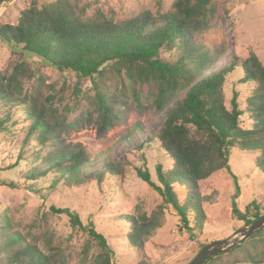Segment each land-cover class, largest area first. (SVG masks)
<instances>
[{
    "label": "rangeland",
    "instance_id": "374dc122",
    "mask_svg": "<svg viewBox=\"0 0 264 264\" xmlns=\"http://www.w3.org/2000/svg\"><path fill=\"white\" fill-rule=\"evenodd\" d=\"M37 1L45 4L54 0ZM69 1L83 19H96L101 12L119 22L147 11L151 14L171 11L176 2ZM32 2L9 0L0 7V23L16 24L21 12ZM213 5L215 13L210 27L194 33L192 43L209 48L213 57L219 56L221 60L215 69L235 58L245 60L253 53L264 64V0H213ZM161 55L168 61L180 56L176 49H165ZM18 62L29 67L28 76L21 78L23 91L18 98L23 103L0 98V233L4 227L7 233H19L24 242L37 246L43 255H50L57 263L96 264L104 254L89 237L88 229L93 225L111 248L112 264H189L206 245L232 238L247 225L233 216L236 194L238 208L248 213L249 219L254 220L253 203L258 204L264 215L261 153L233 148L230 168L199 181L193 193L187 188H176L180 199L194 205L203 217L201 221L191 218L189 223L194 229L191 233L183 227L176 209L171 204L161 207L162 196L137 173L138 168L147 169L151 180L161 186L157 166L174 169V161L157 138L171 105L164 112L157 110L154 85L134 84L123 69L114 70L105 64L106 79L101 90L116 99L119 120L105 136H99L100 110L94 77L60 71L21 46L0 39V72L10 71ZM243 77L240 68L228 74L224 96L230 109L233 91H238L244 111L241 127L248 128L254 116L247 108V99L255 84L243 82ZM33 106L45 119L52 117L59 121L45 144L32 134L29 108ZM62 151L65 154L81 151L86 156V165L81 166L78 178L69 173L62 178L48 167L49 155ZM110 162L122 171L115 174L114 170L111 177L104 173L99 179ZM45 170L47 173L43 174ZM52 207L77 214L84 228L74 226L69 215L57 213ZM247 247L254 250L249 243ZM233 249L221 253L209 264H232L243 259L241 249L237 246ZM256 250L264 251V240H258Z\"/></svg>",
    "mask_w": 264,
    "mask_h": 264
},
{
    "label": "trees",
    "instance_id": "16d2710c",
    "mask_svg": "<svg viewBox=\"0 0 264 264\" xmlns=\"http://www.w3.org/2000/svg\"><path fill=\"white\" fill-rule=\"evenodd\" d=\"M8 1L0 0V7ZM214 8L213 0H176L171 11L156 14L147 11L119 22L101 12L96 19H83L69 0L45 4L33 0L21 12L16 24L0 23L2 41L21 46L24 51L44 59L60 71L71 70L84 78L94 77L100 110L99 136H105L119 120L116 99L101 90L106 79L105 64L114 70L123 69L134 84L154 85L157 110L164 112L171 105L157 138L174 161V169L164 170L161 164L157 166L161 186L151 180L147 169L138 168L137 173L162 196L161 207L171 204L181 216L183 227L191 233L194 230L189 223L191 218L201 221L203 217L194 205L180 199L176 192L178 186L193 193L199 181L220 169L230 168L233 148L259 151V163L264 168V64L253 53L245 60L235 58L224 67L215 69V64L221 60L219 56L213 57L209 48L191 41L194 33L210 27ZM165 49H176L180 56L168 61L161 55ZM10 68V71L0 72V98L20 104L23 103L18 98L23 91L21 78L28 76L29 67L18 62ZM238 68L244 76L243 82L255 84L247 99V108L254 116L253 124L248 128L241 127L244 111L238 100V91H233L230 109L225 103L227 76ZM29 113L33 118L32 134L45 144L59 121L52 117L45 119L36 113L34 106L29 108ZM52 142L56 145L55 141ZM47 160L48 167L62 178L65 173L78 178L81 166L86 165V156L81 151L68 154L62 151L49 155ZM114 170L115 174L122 171L110 162L98 178H103L104 173L111 177ZM30 176L35 178L36 175L31 173ZM11 186L17 185L11 183ZM237 197L236 194L232 204L233 216L248 225L253 220L238 208ZM253 205L255 220L262 215L258 204ZM52 210L69 215L74 226L82 227L77 214L68 209L52 207ZM92 226L88 229L89 237L104 254L96 264H112L109 256L112 251L106 238ZM7 231L4 227L0 233V264H63L57 263L50 255H43L37 246L24 242L19 233ZM258 240H264V229L237 246L244 257L232 264L264 263V251L256 250ZM248 243L254 250L248 249Z\"/></svg>",
    "mask_w": 264,
    "mask_h": 264
},
{
    "label": "water",
    "instance_id": "95a60500",
    "mask_svg": "<svg viewBox=\"0 0 264 264\" xmlns=\"http://www.w3.org/2000/svg\"><path fill=\"white\" fill-rule=\"evenodd\" d=\"M264 229V215L241 228L234 237L219 239L206 245L189 264H205L210 258L229 251Z\"/></svg>",
    "mask_w": 264,
    "mask_h": 264
}]
</instances>
